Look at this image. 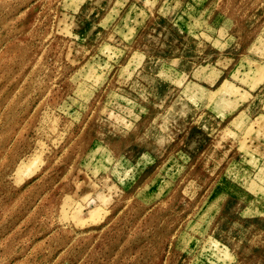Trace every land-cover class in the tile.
<instances>
[{
    "label": "rangeland",
    "instance_id": "374dc122",
    "mask_svg": "<svg viewBox=\"0 0 264 264\" xmlns=\"http://www.w3.org/2000/svg\"><path fill=\"white\" fill-rule=\"evenodd\" d=\"M0 264H264V0H0Z\"/></svg>",
    "mask_w": 264,
    "mask_h": 264
}]
</instances>
